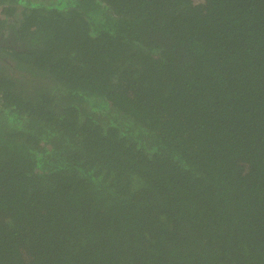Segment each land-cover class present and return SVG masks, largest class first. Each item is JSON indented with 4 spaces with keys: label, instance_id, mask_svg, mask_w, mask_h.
Instances as JSON below:
<instances>
[{
    "label": "trees",
    "instance_id": "obj_1",
    "mask_svg": "<svg viewBox=\"0 0 264 264\" xmlns=\"http://www.w3.org/2000/svg\"><path fill=\"white\" fill-rule=\"evenodd\" d=\"M0 264H264V0H0Z\"/></svg>",
    "mask_w": 264,
    "mask_h": 264
}]
</instances>
